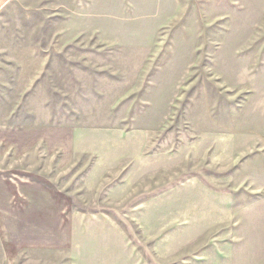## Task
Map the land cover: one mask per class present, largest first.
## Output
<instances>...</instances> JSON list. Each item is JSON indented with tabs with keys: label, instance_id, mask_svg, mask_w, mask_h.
<instances>
[{
	"label": "rangeland",
	"instance_id": "1",
	"mask_svg": "<svg viewBox=\"0 0 264 264\" xmlns=\"http://www.w3.org/2000/svg\"><path fill=\"white\" fill-rule=\"evenodd\" d=\"M33 124L83 130L124 172L148 153L172 254L210 236L224 264H264V0H0V128Z\"/></svg>",
	"mask_w": 264,
	"mask_h": 264
},
{
	"label": "crops",
	"instance_id": "2",
	"mask_svg": "<svg viewBox=\"0 0 264 264\" xmlns=\"http://www.w3.org/2000/svg\"><path fill=\"white\" fill-rule=\"evenodd\" d=\"M1 127L0 264H211V254L224 264L223 250L210 244V236L193 251L184 248L172 254L164 209L170 199L155 198L153 189H148L152 179L148 153L128 157L134 162L124 172L123 152L95 150L89 140L94 138L81 129L34 124ZM83 157L92 161L79 187H73L72 179L63 181V175ZM88 195L100 200L94 202L98 208L80 207L87 205L83 199ZM131 195L129 210L124 212L121 207ZM187 206H199V211L189 210L199 217L218 212V202L196 201ZM195 227L188 228L187 242L195 241L199 232L202 238L208 226ZM226 256L228 262V250Z\"/></svg>",
	"mask_w": 264,
	"mask_h": 264
}]
</instances>
